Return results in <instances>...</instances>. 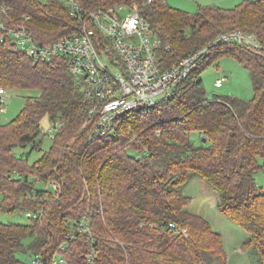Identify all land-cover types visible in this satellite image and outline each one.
<instances>
[{
  "label": "trees",
  "instance_id": "trees-1",
  "mask_svg": "<svg viewBox=\"0 0 264 264\" xmlns=\"http://www.w3.org/2000/svg\"><path fill=\"white\" fill-rule=\"evenodd\" d=\"M79 1L86 11L135 3L161 39L163 67L235 29L264 42V0L199 5L196 12L166 0ZM0 19L24 23L41 42L81 28L61 0H0ZM222 55L248 71L250 99L207 96L200 74ZM0 87L37 91L13 119L0 121V212L42 209L25 223L0 222V264H24L21 251L52 255L83 216L90 229L64 251L69 264H86L92 239L94 264H225L222 235L187 209L191 198L183 187L194 177L215 189L217 210L248 232L244 245L252 263L264 264V190L254 177L262 167L257 158L264 164L263 52L217 42L170 100L124 113L109 139L89 140L91 103L61 56L34 61L0 42ZM44 117L59 127L49 148L29 163L40 149ZM27 146L28 152L14 151ZM51 180L60 185L57 196L36 187Z\"/></svg>",
  "mask_w": 264,
  "mask_h": 264
},
{
  "label": "built area",
  "instance_id": "built-area-1",
  "mask_svg": "<svg viewBox=\"0 0 264 264\" xmlns=\"http://www.w3.org/2000/svg\"><path fill=\"white\" fill-rule=\"evenodd\" d=\"M64 2L71 15L81 21L79 31L51 42H41L33 37L24 23L9 24L0 19V42L13 43L34 61H51L58 56L66 59L81 92L91 103L87 118H94V123L89 140L113 138L116 136V120L121 115L153 108L170 100L208 55L209 48L219 41L264 53V42L249 32L235 29L220 33L197 51L188 53L169 67H163L158 55L161 39L140 15L135 3L86 11L79 0ZM28 18L26 16L25 20ZM224 79L217 77L214 85L222 86ZM4 93V87H0V103ZM58 127L52 126L49 131L53 132ZM48 182L56 189L53 195L57 196L60 185L55 180ZM25 214L38 218L42 209L26 211ZM169 225L173 226L172 223ZM89 229V219L83 216L70 226L65 240L52 255L33 252L29 255V262L24 264H69L64 251L78 234ZM93 244L92 239L88 243L86 264L95 262Z\"/></svg>",
  "mask_w": 264,
  "mask_h": 264
},
{
  "label": "rangeland",
  "instance_id": "rangeland-1",
  "mask_svg": "<svg viewBox=\"0 0 264 264\" xmlns=\"http://www.w3.org/2000/svg\"><path fill=\"white\" fill-rule=\"evenodd\" d=\"M65 1V0H61ZM169 5L186 10L188 12H196L199 5H204L202 0H166ZM239 1V0H238ZM237 2V1H236ZM234 0L230 1L226 7L236 4ZM222 4V3H220ZM116 5V4H114ZM112 5V6H114ZM219 5V4H218ZM110 6V7H112ZM220 6V5H219ZM201 84L210 98L213 94L230 95L241 99H250L253 96V88L249 78L248 71L239 61L230 55L220 56L216 62L205 67L201 74ZM217 77L225 78L222 86L216 87L214 80ZM3 102L0 103V121L8 122L13 119L21 110L26 96L29 94L36 95L37 91H24L15 88H5ZM1 106L5 109L3 110ZM41 143L40 149L32 151L29 154L28 162L31 163L39 157L51 145V138L54 134L49 129L52 128L51 123L46 117L40 121ZM39 137V138H40ZM192 137L197 140L198 134L192 133ZM134 136L127 141H134ZM28 152L29 146L25 148H15L16 154L19 152ZM262 165L254 177L259 188L264 190V164L261 158H257ZM36 187L48 190L51 194L56 193V189L50 182L37 183ZM183 193L191 198L188 210L201 214L206 218L211 228L222 235L223 252L225 264H253V258L249 254V250L244 243L248 239V232L234 223L227 215L219 212L216 208L217 194L215 189L200 177L192 178L184 187ZM28 218L25 212H0V222L25 223ZM30 252H18L19 257L24 262H29Z\"/></svg>",
  "mask_w": 264,
  "mask_h": 264
},
{
  "label": "crops",
  "instance_id": "crops-1",
  "mask_svg": "<svg viewBox=\"0 0 264 264\" xmlns=\"http://www.w3.org/2000/svg\"><path fill=\"white\" fill-rule=\"evenodd\" d=\"M230 1H232V0H202V2L201 3H203L204 5L205 4H219L220 6H222V7H226L227 5H229L228 3L230 2ZM235 2H236V4H238L239 2H241L242 0H234ZM220 3H222V4H220ZM235 4V5H236ZM234 6V5H233ZM233 6H231V7H233ZM230 7V6H229ZM216 204V203H215ZM193 213H195V212H193ZM195 214H198V213H195ZM198 215H201V214H198ZM202 216V215H201Z\"/></svg>",
  "mask_w": 264,
  "mask_h": 264
},
{
  "label": "water",
  "instance_id": "water-1",
  "mask_svg": "<svg viewBox=\"0 0 264 264\" xmlns=\"http://www.w3.org/2000/svg\"><path fill=\"white\" fill-rule=\"evenodd\" d=\"M206 139L205 138H202V141H205Z\"/></svg>",
  "mask_w": 264,
  "mask_h": 264
}]
</instances>
